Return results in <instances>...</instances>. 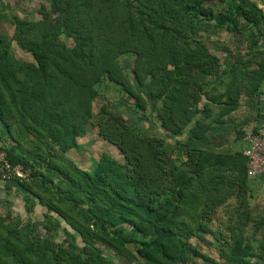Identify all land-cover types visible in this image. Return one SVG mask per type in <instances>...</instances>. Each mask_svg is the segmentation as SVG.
Wrapping results in <instances>:
<instances>
[{"label": "trees", "instance_id": "obj_1", "mask_svg": "<svg viewBox=\"0 0 264 264\" xmlns=\"http://www.w3.org/2000/svg\"><path fill=\"white\" fill-rule=\"evenodd\" d=\"M38 14L33 22L14 16L11 37L0 34V151L29 172L26 180L2 185L22 191L29 211L36 204L44 209L43 231L0 199V264H264V203L257 202L260 212L248 207L254 196L248 161L240 150L217 144L241 101L251 110L248 124L254 121L242 141L264 123L260 5L49 0ZM205 26L240 35L248 49L224 59L220 69L219 58L199 40ZM13 46L31 62L15 59ZM126 58L133 61L129 73ZM147 82L145 96L155 102L160 129L183 137L170 150L106 105L92 124L101 84L144 111L135 84ZM90 125L122 162L102 153L87 169L76 164L72 154ZM230 206L229 223L211 229L212 214ZM203 235L215 236L218 261L199 250Z\"/></svg>", "mask_w": 264, "mask_h": 264}, {"label": "rangeland", "instance_id": "obj_2", "mask_svg": "<svg viewBox=\"0 0 264 264\" xmlns=\"http://www.w3.org/2000/svg\"><path fill=\"white\" fill-rule=\"evenodd\" d=\"M253 1L258 3L264 11V0ZM48 2L49 0H9L1 3L0 34L11 37L13 32L12 18L14 16L27 19L31 22L37 20L39 18V8L47 6ZM202 28L203 30L202 33L199 34V40L206 45L212 54H215L216 57L219 58V62L222 64L220 69L224 68L226 60L229 61L236 54H243L248 49V41L234 32L227 33L224 30L216 31L211 26H205ZM262 40L264 42V37ZM11 53L15 59L20 62H31L30 56L18 50L15 46L12 47ZM224 59L226 60L223 61ZM122 62L126 72L129 73L133 62L132 58H126L122 60ZM147 86L148 82L144 87H139L135 84L137 91L142 93L144 101H146L144 111H140L138 107L134 106V101L123 97L118 89L106 83L101 84L98 88V96L92 103V124H95L96 122L99 108L103 105H106L109 110L113 111L119 116H122L127 125L131 128H135L139 133L149 137L165 140L166 147L168 150H170L173 146L177 145V143L181 141L183 137H169L160 129L154 112L155 102L149 103L147 97L145 96L147 95ZM223 90L224 86H221V88H218L215 93L219 94V91L223 92ZM260 93L264 97V83L260 88ZM260 102L263 103L264 106V101L262 100ZM247 104L248 103L246 100L241 101L240 108L237 110L235 118L232 120V125H230L225 130L224 135H222V137L217 140V144H221V148L223 150L228 148L239 150L242 144L243 133L249 131L254 126V121L252 124H248V122L251 121L248 118V112L251 110H249ZM243 121H245L246 124H243ZM261 122H263V120L258 122V125ZM186 132L187 129L184 131L183 136L186 134ZM239 132H241V134ZM78 141L80 144V151L77 154H72V158L75 157L74 160L76 164L82 169L89 168L91 162L97 160L102 153H106L114 160L122 162V158L118 151L108 144V142H105L101 137H99L97 128L93 125L87 127L86 134L79 138ZM2 184L3 182H0V199L2 205L6 209H10L13 215L19 216L21 219H23V221H28L30 224L35 226L37 230H42L41 227L43 226L44 222V209L36 204L33 211H29L28 206L23 201L22 191L12 189L7 192L5 191V188ZM250 190L252 194V186H250ZM257 202L260 201H257L256 198L252 199L251 197L248 199V207L253 212L261 211L262 205L257 204ZM231 204H235L234 198L231 200ZM232 210L233 208L231 206L227 209L222 207V210L216 211V213L212 214V224L210 225L211 229H224V227L229 223L228 216L232 214ZM3 211L4 210L0 207V212H2L1 214H3ZM48 222L55 225V221L53 219H50ZM55 235V239L58 241L63 238L60 229H57ZM212 236L203 235L202 239L198 241L197 246L203 254H206L212 260L218 261L219 243L217 242L215 236ZM128 248L130 250L132 249L131 246ZM191 260L188 262V264H207L202 260ZM116 264H124V261H118Z\"/></svg>", "mask_w": 264, "mask_h": 264}, {"label": "built area", "instance_id": "obj_3", "mask_svg": "<svg viewBox=\"0 0 264 264\" xmlns=\"http://www.w3.org/2000/svg\"><path fill=\"white\" fill-rule=\"evenodd\" d=\"M245 148L242 149L243 156L247 159V169L250 178L264 174V128H258L255 133L244 137ZM29 172L21 166H12L8 163L7 155L0 151V182L18 179L26 180Z\"/></svg>", "mask_w": 264, "mask_h": 264}, {"label": "crops", "instance_id": "obj_4", "mask_svg": "<svg viewBox=\"0 0 264 264\" xmlns=\"http://www.w3.org/2000/svg\"><path fill=\"white\" fill-rule=\"evenodd\" d=\"M259 128H264V123L260 125ZM245 148V142L242 141L240 146V151ZM249 185L252 186L253 198H256L257 201L264 203V174L256 176L255 178H250Z\"/></svg>", "mask_w": 264, "mask_h": 264}]
</instances>
